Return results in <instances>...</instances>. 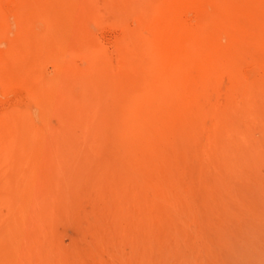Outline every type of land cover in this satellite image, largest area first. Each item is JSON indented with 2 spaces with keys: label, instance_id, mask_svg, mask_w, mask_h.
Segmentation results:
<instances>
[{
  "label": "rangeland",
  "instance_id": "rangeland-1",
  "mask_svg": "<svg viewBox=\"0 0 264 264\" xmlns=\"http://www.w3.org/2000/svg\"><path fill=\"white\" fill-rule=\"evenodd\" d=\"M142 1L0 0V264H264V0Z\"/></svg>",
  "mask_w": 264,
  "mask_h": 264
},
{
  "label": "bare ground",
  "instance_id": "bare-ground-1",
  "mask_svg": "<svg viewBox=\"0 0 264 264\" xmlns=\"http://www.w3.org/2000/svg\"><path fill=\"white\" fill-rule=\"evenodd\" d=\"M145 3L147 2V3H150V2H152L153 0H143ZM142 1V2H143ZM137 2H138V0H137ZM180 3V2H179ZM179 3H178V6H179ZM186 4V3H185ZM181 5V4H180ZM182 5H184V4H182ZM132 6V5H131ZM139 6V5H138ZM175 6H177V5H175ZM147 7V6H146ZM139 8H141V7H139ZM178 8V7H177ZM142 9V8H141ZM141 9H140V11H141ZM132 11V10H131ZM135 11V10H134ZM139 11V12H140ZM85 21V20H84ZM145 21V20H144ZM226 21V20H225ZM87 22V21H86ZM155 25H156V23H155ZM155 25H154V27H155ZM170 28V27H169ZM176 29H171L169 32H166V34L163 36V40H162V42L159 44V46L157 45L156 47H158V52H159V54H160V56H165L166 54L168 55V53L169 54H171L172 55V53H173V55H174V57L175 58H177V61H178V63L180 64V66H183L182 65V63H185V65L186 64H192L193 62H196V61H199V60H201V59H203L204 58V56H203V52H202V50H203V48H199L197 45H189V44H187L186 42H184V39H183V36H184V30L183 29H181V28H177V27H175ZM153 29V28H152ZM153 31H155V30H153ZM152 32V31H151ZM204 36V35H203ZM202 36V37H203ZM206 36V35H205ZM201 38V37H200ZM208 38V37H207ZM73 39V38H72ZM197 40H198V38H197ZM208 40V39H207ZM211 40L213 41V39L211 38ZM144 41V40H143ZM200 41V40H199ZM199 41H197V43L199 42ZM206 41V40H205ZM152 42V41H151ZM196 42V41H195ZM69 43V42H68ZM203 43V42H202ZM213 43L215 44L216 42H214L213 41ZM219 43L217 42L216 43V45H218ZM200 45H201V43H200ZM187 48H191V52L190 53H187V52H184V50L183 49H187ZM209 48H210V46H209ZM212 48H213V45H212ZM214 49V48H213ZM155 50H156V48H155ZM173 50H174V52H173ZM153 51V50H152ZM213 51V50H212ZM158 52L156 53V55L158 54ZM206 53V52H205ZM208 53H209V51H208ZM136 54V53H135ZM154 55H155V51H154V53H153ZM210 54V53H209ZM172 55V56H173ZM207 56H211V55H207ZM127 57V56H126ZM129 57V56H128ZM132 57H133V55H132ZM131 58V57H130ZM133 59V58H132ZM155 59H157V58H155ZM159 59H161V57L159 58ZM158 59V60H159ZM163 61V60H162ZM174 61H175V59H174ZM155 62H157V61H155ZM159 63H160V60H159ZM174 64H175V62H174ZM177 64V63H176ZM174 66V65H173ZM178 66V65H177ZM156 69V68H155ZM179 72H180V74H179ZM179 72H178V75H179V77H180V75H181V77H180V79L182 78V71H180V69H179ZM151 73V72H150ZM139 75V74H138ZM137 75V76H138ZM148 76V75H147ZM151 76H152V74H151ZM183 76H184V74H183ZM136 77V76H135ZM173 77V76H172ZM171 77V79H173V78H175V77H177V76H175V77H173L172 78ZM126 78V80H127V77H125ZM151 78V77H150ZM95 79V78H94ZM130 79V78H129ZM149 79V78H148ZM153 79H155V78H153ZM153 79H151L150 81H152L151 83L153 84ZM188 76H187V78H186V76H184L181 80H179V78H178V82H183V84L185 85V86H188ZM125 80V79H124ZM132 80V78L130 79V81ZM134 80V79H133ZM133 80H132V84H133ZM93 81V80H92ZM129 81V80H128ZM149 81V80H148ZM191 81H192V79H191ZM194 81V80H193ZM120 82V81H119ZM124 82V81H123ZM127 82V81H126ZM126 82H125V84H126ZM135 82H136V80H135ZM161 82H162V80H161ZM173 82V81H172ZM176 82H177V79H176ZM177 82V85L179 84ZM129 83V82H128ZM124 84V83H123ZM136 84V83H135ZM139 84V83H138ZM156 84L158 85V83L156 82ZM137 85V84H136ZM134 86V85H133ZM139 86V85H138ZM136 86L137 88H140V90L142 89L141 87L142 86ZM160 86V85H159ZM165 86V85H164ZM163 85H162V88H165ZM183 86V85H182ZM132 86L130 85V86H127V87H124V88H127V91L128 92H130L131 93V89H133V88H131ZM136 87H135V89H136ZM175 87V86H174ZM178 87V86H177ZM160 88V87H159ZM186 88V87H185ZM111 89V88H110ZM134 89V90H135ZM169 89V88H168ZM160 90H161V88H160ZM166 90V89H165ZM182 90V89H181ZM112 91V90H111ZM114 91H116V90H114ZM167 91V90H166ZM180 91V90H179ZM134 92V91H133ZM138 92V91H137ZM143 92V91H142ZM146 92H148V91H146ZM168 92V91H167ZM126 93V92H125ZM162 93V90L160 91V93L159 94H161ZM116 94H117V91H116ZM164 94V93H163ZM110 95H113V91L111 92V94ZM119 95V94H118ZM174 95V94H173ZM180 95V94H179ZM181 95H183L182 93H181ZM150 96L151 97H153L152 96V94H150ZM149 96V94H148V97H150ZM161 96H163V95H161ZM166 96V95H165ZM169 96H170V94H169ZM143 97H147V94H145L144 93V96ZM178 97V96H177ZM184 97V96H183ZM111 98H114V102H115V99L117 98V95H113ZM179 98V97H178ZM140 99H141V97H140ZM116 101H117V99H116ZM142 101H145L144 100V98H142ZM118 102V101H117ZM140 102V101H139ZM87 104V103H86ZM142 104V103H141ZM88 105H89V103H88ZM118 106H120L119 104H118ZM105 108V107H104ZM103 108V109H104ZM107 108H108V106H107ZM119 108V107H118ZM106 109V108H105ZM104 109V110H105ZM111 110V109H110ZM119 110V109H118ZM117 110V111H118ZM125 110V109H124ZM106 111V110H105ZM103 112V111H102ZM108 112V111H107ZM121 112V111H120ZM119 112V113H120ZM111 113V112H110ZM126 114V113H125ZM126 115H128V114H126ZM129 116H131V115H128V117ZM132 117V116H131ZM128 121V120H127ZM133 121V120H132ZM131 121V123H132V126L134 125V121L132 122ZM124 123V122H123ZM121 124V123H120ZM139 125V124H138ZM116 127V126H115ZM134 128V127H133ZM133 133H132V129L130 128V126H128L127 124H121L120 126H118L117 127V129H116V139L118 140V139H123L122 137H126V136H130V135H132ZM141 136V135H140ZM133 137V136H132ZM136 137V136H135ZM98 138V137H97ZM127 140H128V138H127ZM115 141V140H114ZM124 141V140H123ZM100 142V141H99ZM98 142V143H99ZM125 142V141H124ZM123 142V143H124ZM127 142V141H126ZM138 146V145H137ZM128 147V146H127ZM100 148V147H99ZM109 148V147H108ZM129 148V147H128ZM134 148H135V146H134ZM146 148H148L147 146H146ZM109 149H111V147L109 148ZM114 149V148H113ZM140 148H139V146H138V150H139ZM100 151H102L101 149H100ZM140 151V150H139ZM135 152H136V149H135ZM138 152V151H137ZM139 155V154H138ZM137 155V156H138ZM139 157H140V155H139ZM136 160H137V158H136ZM129 168V167H128ZM112 169V168H111ZM141 200V199H140ZM134 201V200H133ZM133 201L132 200H127V202L125 201V202H120V204L117 206L118 207V209H123V208H126L128 205L129 206H134V203H133ZM142 202V201H141ZM138 203V202H137ZM135 204H136V202H135ZM139 207H140V205H139ZM129 208V207H128ZM137 208V207H136ZM126 212V211H125ZM8 219V218H7ZM132 220H134V219H132ZM8 221V220H7ZM8 223H9V221H8ZM11 227V226H10ZM13 230H14V228H13ZM6 233V232H5ZM8 233V232H7ZM20 245V244H19ZM14 247H15V244H14ZM16 248V247H15ZM23 252H24V250H23ZM18 254V253H17ZM13 255V254H12ZM19 255H20V253H19ZM18 255V256H19ZM25 255V254H24ZM29 256H30V254H29ZM22 258H23V256H22ZM29 258V257H28ZM33 259V258H32ZM32 259H30V260H32ZM19 260H20V258H19ZM25 260V259H24ZM16 263V262H15ZM14 263V264H15ZM19 262H17V264H18Z\"/></svg>",
  "mask_w": 264,
  "mask_h": 264
}]
</instances>
